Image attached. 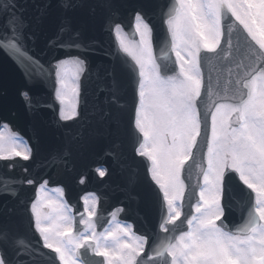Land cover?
<instances>
[{
    "label": "snow or ice",
    "instance_id": "snow-or-ice-1",
    "mask_svg": "<svg viewBox=\"0 0 264 264\" xmlns=\"http://www.w3.org/2000/svg\"><path fill=\"white\" fill-rule=\"evenodd\" d=\"M98 5L112 8L111 0ZM58 6L68 13L83 4L59 0ZM47 7L38 8L37 23ZM25 11L19 0H5L0 50L25 64L30 80L40 77L36 68L42 70L58 109L34 103L28 92L22 93L25 104L30 110L53 108L58 126L83 118L81 105L95 75L101 83L93 115L119 130L120 115L112 106L123 107L120 76L126 75L135 89L134 150L146 159L144 181L156 196L159 215L156 231L138 234L119 219L125 208L105 217L100 198L90 193L82 197L83 210L74 213L64 188L49 189L44 180L24 209L37 238L0 225V264H37L38 258L50 264H264V0H169L160 10L162 38L154 37L151 16L143 9L134 11L127 31L109 17L106 31L118 51L103 76L87 57L96 42H85L67 15L41 53H51L45 70L29 55L35 36ZM66 135L75 139L70 129ZM110 154L120 163L118 148ZM32 155L30 144L4 124L0 161H29ZM96 171L104 177L108 170L100 165ZM136 182L130 170L129 186ZM24 183L36 181L2 179L0 195L16 198L13 185ZM234 200L241 222L229 226Z\"/></svg>",
    "mask_w": 264,
    "mask_h": 264
},
{
    "label": "water",
    "instance_id": "water-1",
    "mask_svg": "<svg viewBox=\"0 0 264 264\" xmlns=\"http://www.w3.org/2000/svg\"><path fill=\"white\" fill-rule=\"evenodd\" d=\"M19 2L26 8L24 16L35 36V44H29V47L34 49L29 55L38 57L45 70L51 53L49 55L41 53L45 51L47 41L56 35L62 18L67 15L71 18L72 28L81 32L85 42H96L94 50L87 53V57L93 71L100 66L99 75L103 76L104 66L113 61L112 54L118 51L115 37L106 31L109 17L123 24L127 31L133 26L134 11L143 9L151 16L154 37L162 38L165 29L161 22L160 10L168 5L169 0H111V9L100 7L98 0H82V7L68 13L58 6L59 0ZM4 3L5 0H0V8ZM45 5L48 6L46 14L37 23L38 8ZM21 59L24 57L21 56ZM126 59L131 63L130 58ZM35 71L40 73V77L30 80L25 73V64L20 63L12 54L0 50V127L3 123L10 124L15 132L27 138L33 152L29 161H23L19 157L15 158L14 162L0 161V180L24 177L36 181L32 185L25 183L13 185L19 192L16 198L0 195V225L7 226L14 233L36 239L29 225L30 214L24 209L34 199L39 183L48 179L50 186L61 185L65 188L66 198L74 206V213L83 210L80 197L92 191L100 197L99 210L105 212L106 217L116 207H123L125 212L119 216L122 220L134 222L138 233L152 234L156 231L159 203L144 181L146 159L136 155L134 150L135 89L132 82L126 75L120 76V104L123 107L117 109L115 105L112 106L113 113L118 111L120 115L119 130L114 124L101 121L98 114L93 115L96 84L101 83L96 80L95 75L86 88V103L81 105L83 118L60 122L63 126H58V115L53 108L43 106L30 110L25 104L22 93L28 92L34 103L54 104L58 109L50 85L42 78V70L36 68ZM103 95L100 94V99H103ZM69 129L75 139H70L66 135ZM117 148L120 163H117L116 158L110 154L116 152ZM65 151L69 154L61 160L60 154ZM12 163L15 166L10 168L9 164ZM101 164L108 168V174L103 179H98L93 170ZM25 168L27 172L24 171ZM130 170L137 174V182L131 187L128 184ZM83 175L87 177L88 182L81 186L78 181ZM191 183H195V178ZM240 195L238 191L236 197L239 198ZM20 201L25 203L21 205ZM8 209L12 211L9 212ZM240 220L241 215L229 213L227 216V223L230 226L240 223ZM43 251L55 257L50 250ZM37 264L50 262L38 258ZM55 264H59L58 260Z\"/></svg>",
    "mask_w": 264,
    "mask_h": 264
},
{
    "label": "flooded vegetation",
    "instance_id": "flooded-vegetation-1",
    "mask_svg": "<svg viewBox=\"0 0 264 264\" xmlns=\"http://www.w3.org/2000/svg\"><path fill=\"white\" fill-rule=\"evenodd\" d=\"M236 199H239V198L236 197ZM233 204H234V207L230 213L241 215L240 211L238 210V207L235 206V200L233 201ZM129 224H132V223H129ZM133 228H134V226H133Z\"/></svg>",
    "mask_w": 264,
    "mask_h": 264
},
{
    "label": "bare ground",
    "instance_id": "bare-ground-1",
    "mask_svg": "<svg viewBox=\"0 0 264 264\" xmlns=\"http://www.w3.org/2000/svg\"><path fill=\"white\" fill-rule=\"evenodd\" d=\"M26 184V183H25Z\"/></svg>",
    "mask_w": 264,
    "mask_h": 264
}]
</instances>
